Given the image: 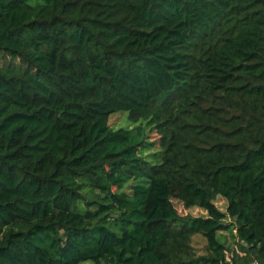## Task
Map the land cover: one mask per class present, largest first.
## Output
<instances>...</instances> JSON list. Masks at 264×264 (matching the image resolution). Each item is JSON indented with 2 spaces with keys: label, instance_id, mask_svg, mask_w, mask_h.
I'll return each instance as SVG.
<instances>
[{
  "label": "trees",
  "instance_id": "obj_1",
  "mask_svg": "<svg viewBox=\"0 0 264 264\" xmlns=\"http://www.w3.org/2000/svg\"><path fill=\"white\" fill-rule=\"evenodd\" d=\"M0 60V264H264V0H0Z\"/></svg>",
  "mask_w": 264,
  "mask_h": 264
},
{
  "label": "rangeland",
  "instance_id": "obj_2",
  "mask_svg": "<svg viewBox=\"0 0 264 264\" xmlns=\"http://www.w3.org/2000/svg\"><path fill=\"white\" fill-rule=\"evenodd\" d=\"M1 62V60H0ZM4 61H2V64ZM109 125L114 127H126L128 125V121L126 120V114L124 115H114L109 118ZM151 139L155 138L154 141L158 138V136H155L152 134L150 136ZM174 209L176 210L177 214L181 217H192V218H200V217H206V213L197 207H185L182 202H180L177 199H172L171 201ZM213 204L216 206V208L221 212L224 213L226 209V202L221 197H216L213 201ZM228 221V220H227ZM221 237H224V244L229 249L228 253H231L232 251H237V244L238 240L235 238V236L229 234V233H222L220 234ZM190 247L192 248L194 254L196 255H204L206 254V242L202 236H193L190 242Z\"/></svg>",
  "mask_w": 264,
  "mask_h": 264
}]
</instances>
